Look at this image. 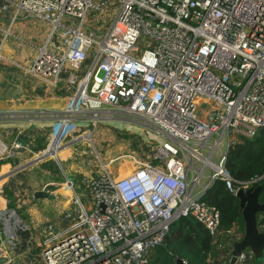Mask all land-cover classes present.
Returning <instances> with one entry per match:
<instances>
[{"label": "built area", "instance_id": "2783aa9c", "mask_svg": "<svg viewBox=\"0 0 264 264\" xmlns=\"http://www.w3.org/2000/svg\"><path fill=\"white\" fill-rule=\"evenodd\" d=\"M12 8L47 22L58 37L29 74L55 87L65 73L74 109L94 117L131 116L164 140L144 160L127 154L100 162L99 174L82 181L91 196L88 208L64 181L74 215L62 230H43V264H148L180 218L197 222L222 250L205 264H229L243 231L237 223L220 229L217 208L201 197L216 181L234 196L261 179L235 182L224 162L236 139H251L264 128V0H0L1 13ZM88 11L107 22L99 39L83 29ZM55 126L70 135L67 120ZM19 150L13 142L0 143V161L17 158ZM122 159L133 170L112 179L107 166ZM203 169L208 177L200 184ZM260 220L256 226L263 232ZM8 223L0 215L2 230ZM7 248L0 242V259ZM232 264H264V249L258 263L246 249Z\"/></svg>", "mask_w": 264, "mask_h": 264}, {"label": "crops", "instance_id": "0c3cea01", "mask_svg": "<svg viewBox=\"0 0 264 264\" xmlns=\"http://www.w3.org/2000/svg\"><path fill=\"white\" fill-rule=\"evenodd\" d=\"M96 22L102 20L92 18L90 25ZM102 24L107 26V22ZM57 39L47 22L13 8L0 12V143L9 146L13 142L20 147L17 158L0 161V215L9 222L8 231L0 225V242L9 247L4 250L1 258L4 262L0 264H43L38 255L44 238L42 232L47 226L62 230L70 224L74 212L64 181L70 182L81 203L76 190L80 185L83 187L84 178L94 175L89 160V146L93 147V143L101 149V156L106 160L103 164L121 156L115 157L117 152L133 153L140 160L146 158V152L139 146L148 141L145 137L135 139L125 131L126 139L117 138L103 124L121 117L109 119L100 112L94 117L71 106L69 98L74 91L63 84L65 73L55 87L28 73L42 57L43 50L57 46ZM61 120L68 121L70 135H63L65 128L53 129ZM125 121L136 123L128 118ZM116 130L120 132L119 128ZM147 134L154 135L156 141L161 138L155 133ZM51 149H56L52 156L39 159ZM95 155L100 159V154ZM121 169L129 174L133 166L129 161L119 162L114 178L121 177ZM83 191L86 201L82 204L88 208L91 196L84 187Z\"/></svg>", "mask_w": 264, "mask_h": 264}, {"label": "trees", "instance_id": "16d2710c", "mask_svg": "<svg viewBox=\"0 0 264 264\" xmlns=\"http://www.w3.org/2000/svg\"><path fill=\"white\" fill-rule=\"evenodd\" d=\"M224 167L235 182L261 178L254 187L260 186L258 201L264 203V128L253 138L243 139L241 143L230 147L225 155ZM201 199L217 208L220 229L226 230L233 223H239L242 227L238 201L225 191L222 183L214 182L205 190ZM260 223L264 225V215ZM217 253L211 238L197 222L180 218L170 226L148 264H176L177 259L184 264H205L208 256L215 259Z\"/></svg>", "mask_w": 264, "mask_h": 264}, {"label": "rangeland", "instance_id": "374dc122", "mask_svg": "<svg viewBox=\"0 0 264 264\" xmlns=\"http://www.w3.org/2000/svg\"><path fill=\"white\" fill-rule=\"evenodd\" d=\"M93 1H95V0H93ZM115 5H116V3H115ZM115 5H113V6H115ZM109 8H112V7H109ZM91 14H93L94 17L96 16L95 12L88 11L86 13V17H87L86 20L88 22H86L84 24L86 26L83 27V29H84V31L86 33L91 32V34L94 37H96L97 39H99L103 35V33L105 31L106 25H103L102 22H96V23H94V25H90V20L92 19ZM95 19L96 20H99L97 17ZM64 22L65 21H63V23ZM69 24L72 25L74 23H73V21H71V23H69ZM104 24H105V21H104ZM136 45H137V47L140 50L143 49V43L140 41V39L138 40V42H137ZM62 83H63V81H62ZM198 109L200 110V107ZM103 115H106L107 116L106 118H109V119L116 118V117H121L122 118V119H118V120H107V121H104V123H103V124H105L104 126H108V128L113 131L115 137H117V138L120 137V138H125L126 139L127 138L126 132H129V134H131L135 139H139L140 140V138L143 139V137H145V139H147L148 141L145 142V143H143L142 145H139L140 146V149L141 148H142V150L144 149L145 152L149 148H151L153 145L155 146L156 145V142L162 143L164 141L162 138L158 139L159 141H156L154 135L147 134V133H153V132L151 130H149L148 128L146 129L145 127H143L141 125V122L139 120H137V119H135V118H133L131 116L124 115V114H110V113L109 114H103ZM126 118H128L130 120H133L136 123H128L127 121H125ZM93 121H95V120H93ZM123 123H125L126 125H124ZM95 126H97V125L95 124L94 127ZM116 128H119V130H120L119 133L117 132ZM51 132L53 133L52 130H51ZM145 135L148 136V137H146ZM242 140L243 139H240V138L239 139H236V143H241ZM211 143H212V141L209 140L208 141V145H210ZM86 144H87V142H86ZM147 144H148V146H147ZM145 146H147V147H145ZM89 147H91V149H89L90 150V153H91L89 155V157H90L89 160H90V163L93 165L92 167H93V170H94V175H93V177H94V176H97L99 174V170L101 169L100 162L105 163L106 160L103 159V157L101 156V153L102 152H101V149L99 148L98 144L93 143V147L92 146H89ZM145 148H147V149L145 150ZM55 150L56 149H51L46 154H49V152H53ZM220 152H223V145L219 146L215 150V152L212 155V157H209V160H211L212 162L215 161L216 158H217V155ZM97 153L100 154L99 156H100V159L102 161L100 159H97L96 158V155L95 154H97ZM50 154H53V153H50ZM127 154L134 155L133 153H118L117 152L115 154V157L118 156V155H127ZM200 154L205 157V156L208 155V150L206 148H202V150H200ZM193 155L194 156H193L192 160H193L194 166H196V168L200 166V169H201L203 167V165L201 164V162H199L200 158L197 156V154H193ZM123 161H127V160H123V159L122 160H118V161H115V163H113V165L111 164V165L107 166V172H108V174L110 175V177L112 179H114V176H116V173L114 171L117 169V167L119 165V162L122 163ZM121 170H123V171H121L122 172L121 177L126 176L125 174H127V171L125 169H121ZM202 171L203 172H202V175H201V178H200V184H203L204 182H206L207 181V177H208V171L206 169H203ZM188 175L192 177V176H194V172H191ZM121 177H119V178H121ZM74 186H76L75 183H74ZM196 190H198V188ZM76 191L79 194L81 203L85 204V201H86L85 200V195H84L85 191H83V187L80 185V188H78ZM258 218H259V216H258ZM240 220H241V217H240ZM238 226H239L240 230L243 231V225L241 227L239 225V223H238ZM212 246H214V245H212ZM214 248H215V246H214ZM221 252H222V250H219L216 255L220 254ZM256 263H258V262H256Z\"/></svg>", "mask_w": 264, "mask_h": 264}, {"label": "water", "instance_id": "95a60500", "mask_svg": "<svg viewBox=\"0 0 264 264\" xmlns=\"http://www.w3.org/2000/svg\"><path fill=\"white\" fill-rule=\"evenodd\" d=\"M50 155L52 156L50 152L49 154H43L39 159L47 158ZM259 193L260 186H256L244 192L238 190L234 194V198L238 201V210L243 225V238L240 242L233 245L229 264H232L234 258L246 249L251 251L255 262H259L263 255L264 231L258 232L256 226L258 216L264 213V203L258 201ZM0 262L3 263L4 259H1ZM175 262L176 264H183L179 259L175 260Z\"/></svg>", "mask_w": 264, "mask_h": 264}, {"label": "bare ground", "instance_id": "6f19581e", "mask_svg": "<svg viewBox=\"0 0 264 264\" xmlns=\"http://www.w3.org/2000/svg\"><path fill=\"white\" fill-rule=\"evenodd\" d=\"M1 123V122H0ZM90 137V136H89ZM50 153H53V152H50ZM130 173V172H129ZM127 175V174H126Z\"/></svg>", "mask_w": 264, "mask_h": 264}, {"label": "clouds", "instance_id": "9594fccd", "mask_svg": "<svg viewBox=\"0 0 264 264\" xmlns=\"http://www.w3.org/2000/svg\"><path fill=\"white\" fill-rule=\"evenodd\" d=\"M255 188V187H254ZM251 189H253V188H251ZM260 217V216H259ZM257 221H258V219H257Z\"/></svg>", "mask_w": 264, "mask_h": 264}]
</instances>
